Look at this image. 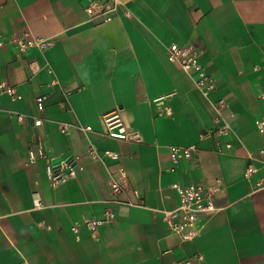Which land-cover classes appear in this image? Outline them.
<instances>
[{"label": "crops", "instance_id": "obj_1", "mask_svg": "<svg viewBox=\"0 0 264 264\" xmlns=\"http://www.w3.org/2000/svg\"><path fill=\"white\" fill-rule=\"evenodd\" d=\"M122 1L113 20L97 23L88 0H0V83L22 95L0 93V264H177L192 255L198 264H264V132L255 124L264 116V0ZM40 35L53 41L44 53L18 52L16 38ZM174 42L200 49L213 92L168 59ZM32 60L42 65L34 77ZM43 92L50 98L39 112ZM220 98L229 103L226 134L216 131ZM115 108L130 139L104 132L102 116ZM19 113L43 124L26 125ZM39 141L55 161L86 158L91 145L119 151L126 191L114 194L111 168L87 158L75 177L52 184L47 160L26 164ZM191 144L199 166L175 164L171 146ZM250 163L258 170L247 178ZM175 180L218 187L217 209L191 241L165 219L180 203ZM133 188L143 203L118 201L136 199ZM107 211L113 216L91 231L86 221Z\"/></svg>", "mask_w": 264, "mask_h": 264}, {"label": "built area", "instance_id": "obj_2", "mask_svg": "<svg viewBox=\"0 0 264 264\" xmlns=\"http://www.w3.org/2000/svg\"><path fill=\"white\" fill-rule=\"evenodd\" d=\"M123 4L122 0H88L85 10L89 19L93 22H109L114 19ZM124 10L128 15L131 14L129 9L125 8ZM52 43V39L44 35L19 37L14 40L15 46L21 54H25L30 50H39L41 53H44ZM167 56L171 62L179 65L189 74L195 75L196 84L199 88L209 93L216 89V79L205 67L201 60L200 49L195 44L178 42L171 43L167 46ZM30 68L32 71L31 76L34 77L42 70V65H40L37 60H32ZM47 71L50 74L54 72L51 66H47ZM51 84L60 85V80L55 77L51 81ZM0 93L8 94L16 99L22 97L18 87L7 82L0 83ZM261 96L264 97V91L261 92ZM49 98L50 95L46 92L40 93L36 96L35 103L39 112H44ZM65 99H67V96ZM214 105L218 111L215 116V122L217 124L216 131L222 134L229 133L230 124L227 122L222 112V108H229V103L224 98H220L214 101ZM102 118L105 124L104 132L106 135L122 140L131 138L132 131L125 123L121 109L115 108L110 110L104 113ZM18 119L26 125H30V122H32L34 126H41L43 124V118L35 114L19 113ZM255 124L260 132H264V116L257 118ZM82 128L91 129V126H82ZM63 130L68 132L65 126L63 127ZM226 145L227 147H230L231 143H227ZM170 153L175 164L184 161L192 167H198L200 164L199 147L197 144L185 146L172 145ZM86 158H82L79 154L68 153L59 160H51L43 142L39 141L35 147L29 149L26 164L33 163L38 159L47 160L46 169L48 178L52 184H58L66 179L75 177L80 171L84 170L85 159L102 161L111 168L110 185L112 192L114 194H121L126 191V187L129 183V176L127 169L121 162V154L119 151L102 149L91 145ZM172 169L175 170L176 166ZM257 170V166L250 163L246 168L245 176L251 178ZM263 186L264 184L261 181L257 182V187ZM172 187L177 190L180 197V203L176 208L165 211V219L169 222L171 228L182 236L183 240H194L201 232V226L199 225L200 220L204 216L213 214L217 209L214 202V194L218 190V187L211 186L205 182L193 181L183 183L179 180H175L172 183ZM132 192L134 196H136V199L128 198L126 200L118 201L127 205L143 203L144 200L140 196L139 191L133 188ZM36 201H38V199H36ZM1 215L2 213L0 212V217ZM112 216L113 214L110 211H107L106 215L103 217L88 219L86 225L94 232ZM73 229L78 231L77 226H73ZM200 258L201 256L192 255L179 260L177 264H198L197 259Z\"/></svg>", "mask_w": 264, "mask_h": 264}]
</instances>
